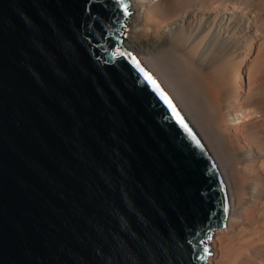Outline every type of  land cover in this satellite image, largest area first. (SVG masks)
I'll use <instances>...</instances> for the list:
<instances>
[{
    "label": "water",
    "instance_id": "95a60500",
    "mask_svg": "<svg viewBox=\"0 0 264 264\" xmlns=\"http://www.w3.org/2000/svg\"><path fill=\"white\" fill-rule=\"evenodd\" d=\"M125 17L112 0H0V264H207L226 186L117 51Z\"/></svg>",
    "mask_w": 264,
    "mask_h": 264
},
{
    "label": "bare ground",
    "instance_id": "6f19581e",
    "mask_svg": "<svg viewBox=\"0 0 264 264\" xmlns=\"http://www.w3.org/2000/svg\"><path fill=\"white\" fill-rule=\"evenodd\" d=\"M196 1L198 0H128L130 4L128 5L129 15L125 17L123 26L129 25L130 27L127 30L128 32L123 34L121 46L117 48V51H121L122 47L127 49L136 56L143 67L149 71L151 76L154 75V80L159 81L158 84H161L162 89L166 90V95L176 104V107L186 118V121L189 122L192 129L195 132L197 131L196 134L206 146V149L209 151L214 163L220 171L227 190L229 215L225 227L214 231L212 234V240H210L209 244L211 247H215L216 240L221 241L224 231L228 232L232 229L234 230L244 220V214L238 210V206H236L237 208L234 206L235 203L232 200V186L227 172H231L232 170L235 171V174L236 171L237 174L239 172L240 175L236 174L237 181L239 179L238 176L242 177L240 178V180H242L241 182L234 184V186L236 185V192H238L237 195L241 193L239 195L240 197L236 195L237 200L238 198H242V193H250L251 196L254 197L258 195V199H261L259 198L261 194L258 190H264V161L262 164H258L259 162L253 159L247 164L246 156L241 152L240 146H238V143L235 141V146H233L234 148L232 151H230L231 149L229 150V148H224L227 147L226 143L225 146H222L224 145L222 143L223 140L219 137L222 135L218 134L215 130L216 128H214L212 124L213 112L217 110L216 106L220 105L219 102L222 100L217 96V91L221 84V67L217 55L227 51L232 46V43L211 34L212 36L206 46L202 45L204 40H200L198 43L196 42V44H188V36L186 32L182 31V28L179 27L177 21H185L183 14H188V6L194 4ZM181 11H183V14L180 13ZM231 21L225 23L227 25H225L226 27H224L223 24V28H225L226 31H228V29L233 31L239 28L237 23H232ZM220 22L221 20L219 23ZM229 24H232L230 28H228ZM137 26H141V28H137V30L139 28L141 29L138 30L140 32L134 30ZM210 45H212V47ZM236 76L239 80L237 83L239 92L242 90V69ZM197 114L202 116V120H206V123H203L208 132H206V130L204 131V128H202L203 125H200L202 122H200L201 120L198 121L199 118ZM214 117H216V115ZM193 118H198L197 121L200 122V124ZM245 125L247 126V123ZM255 133L256 142H253H255L257 150L262 152L264 139L258 132ZM232 135L233 133L230 136L234 137V135ZM231 140H233V138ZM253 142L251 143L254 144ZM258 187H260V189H257ZM254 200H256V198H254ZM256 201H252L256 203L255 205L253 204L254 209L252 210L255 216L257 210L260 209V202H264V199ZM260 218L261 217H259V219ZM237 230V232H240L239 229Z\"/></svg>",
    "mask_w": 264,
    "mask_h": 264
},
{
    "label": "rangeland",
    "instance_id": "374dc122",
    "mask_svg": "<svg viewBox=\"0 0 264 264\" xmlns=\"http://www.w3.org/2000/svg\"><path fill=\"white\" fill-rule=\"evenodd\" d=\"M183 11L180 13L183 14ZM183 16L185 21H176L182 31L186 32L189 45L204 40L202 45L206 46L213 34L232 43L227 51L217 55L221 67V84L217 96L222 100L219 102L220 105L216 106L217 110L213 112L212 124L218 134L222 135L219 137L223 140L224 145L222 146H225L226 143L227 147L224 148H229L232 151L236 142L240 146L241 152L246 156L247 164L253 159L257 160L258 164H262L264 161V146L262 152L257 150L255 132H258L264 139V0H198L188 6V14L185 13ZM219 19L221 20L220 23ZM230 21L237 23L239 28L226 31L223 24L226 27L225 23ZM231 25L229 24L228 28ZM125 26H123V34H126L130 27L129 25ZM138 27L141 28V26L134 28L136 32L141 30L140 28L137 30ZM210 46L212 47V45ZM241 69L244 81L242 80V90L238 92L237 83L239 80L236 75ZM215 115L216 117H214ZM198 118V121L201 120L202 123L206 121L202 120L200 114ZM197 119L194 120L197 121ZM202 123L200 125H203L202 128L205 131V124ZM206 132L208 131L206 130ZM232 133L235 138L230 136ZM232 138L233 140H231ZM233 171L227 172L232 186V200L235 203L234 206H238V210L244 214V220L237 228L231 230L232 234L231 231H221L224 233L223 238L221 241L216 240L215 247H211L212 253L208 256L206 262L207 264H264V202H260L259 212L257 210L260 219L257 213L255 216L254 211H252L254 209L253 204H256L254 202L264 199V190L260 187L257 188L260 189L258 192L262 196L259 195L261 199H258L257 194L254 197L250 193H242V198L237 200L236 195L238 192H236L237 189L234 184L241 182L240 178L242 177L238 176L237 181V175H240V173L237 174L236 171V175ZM239 195L237 197H240ZM237 229L240 232H237ZM210 240H212V236Z\"/></svg>",
    "mask_w": 264,
    "mask_h": 264
},
{
    "label": "snow or ice",
    "instance_id": "6c2138e0",
    "mask_svg": "<svg viewBox=\"0 0 264 264\" xmlns=\"http://www.w3.org/2000/svg\"><path fill=\"white\" fill-rule=\"evenodd\" d=\"M88 2L91 3V0H88ZM112 4L115 6V8L122 9L124 16H128L129 15V12L127 10L128 9V4L125 2V0H112ZM92 18L97 21L98 26L101 29L100 35H101V37H103L104 30H106V28L109 26L108 23L105 22L104 18L100 14H95V15H93ZM26 22H29L30 23V21H28L27 19H26ZM112 55L113 56H117V55L123 56V55H125V53H123V52H113ZM133 62L136 63L134 57H133ZM136 66L139 68V64L138 63L136 64ZM140 71L143 72V69H140ZM144 75H145V78L148 80V82L150 84H152V86L154 88H156V90L158 92H160L159 87H158V85H156L155 81L152 80V78L147 73H144ZM160 95L165 100V102L169 104V107H172L170 101L167 100V97L164 95V93L163 92H160ZM173 111H175V110L173 109ZM179 122L181 123V126L182 127H185V130H187L186 126L183 125V122L182 121H179ZM209 239H210V237H209ZM187 242L189 244H192L193 243L192 240H188ZM201 243H203V241H201ZM203 251L207 252L208 251V248L205 247L203 249ZM199 258L200 259H203V256H201Z\"/></svg>",
    "mask_w": 264,
    "mask_h": 264
}]
</instances>
